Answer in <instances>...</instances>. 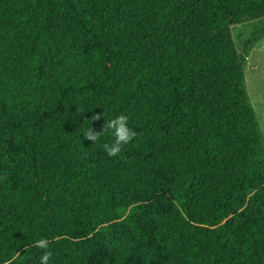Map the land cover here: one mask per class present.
<instances>
[{
  "label": "trees",
  "instance_id": "obj_1",
  "mask_svg": "<svg viewBox=\"0 0 264 264\" xmlns=\"http://www.w3.org/2000/svg\"><path fill=\"white\" fill-rule=\"evenodd\" d=\"M262 39L264 0H0V264H264Z\"/></svg>",
  "mask_w": 264,
  "mask_h": 264
},
{
  "label": "clouds",
  "instance_id": "obj_2",
  "mask_svg": "<svg viewBox=\"0 0 264 264\" xmlns=\"http://www.w3.org/2000/svg\"><path fill=\"white\" fill-rule=\"evenodd\" d=\"M99 116H93L92 119H99ZM105 124L102 131L96 132L89 124L82 130V136L93 144L101 142L104 137H110V142H103V150L108 157H117L135 137V131L129 126V117L125 114L104 118ZM35 248L42 250V254L38 258V264H52L53 253L49 250L50 243L45 237H41L33 242ZM17 256H21L16 253L8 264H13Z\"/></svg>",
  "mask_w": 264,
  "mask_h": 264
},
{
  "label": "rangeland",
  "instance_id": "obj_3",
  "mask_svg": "<svg viewBox=\"0 0 264 264\" xmlns=\"http://www.w3.org/2000/svg\"><path fill=\"white\" fill-rule=\"evenodd\" d=\"M256 23L233 27L234 44L240 52ZM245 87L264 138V39L248 55L244 67Z\"/></svg>",
  "mask_w": 264,
  "mask_h": 264
}]
</instances>
